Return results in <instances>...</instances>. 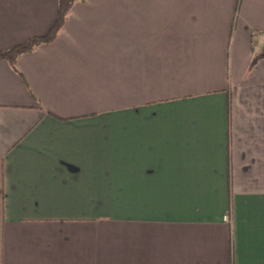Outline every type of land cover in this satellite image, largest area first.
Wrapping results in <instances>:
<instances>
[{
	"label": "crops",
	"instance_id": "0c3cea01",
	"mask_svg": "<svg viewBox=\"0 0 264 264\" xmlns=\"http://www.w3.org/2000/svg\"><path fill=\"white\" fill-rule=\"evenodd\" d=\"M263 48L264 0H80L0 61V264H264Z\"/></svg>",
	"mask_w": 264,
	"mask_h": 264
},
{
	"label": "trees",
	"instance_id": "16d2710c",
	"mask_svg": "<svg viewBox=\"0 0 264 264\" xmlns=\"http://www.w3.org/2000/svg\"><path fill=\"white\" fill-rule=\"evenodd\" d=\"M58 1V10L56 20L46 35L34 36L26 40L25 42L15 45L10 49L0 51V61H6L10 67L20 74L17 68V62L19 57L25 53H32L37 50L38 47L42 45H51L53 44L60 33L64 29L69 16L71 15L73 7L80 0H57ZM261 58H264L263 52L261 53ZM257 58L252 62L254 64Z\"/></svg>",
	"mask_w": 264,
	"mask_h": 264
},
{
	"label": "rangeland",
	"instance_id": "374dc122",
	"mask_svg": "<svg viewBox=\"0 0 264 264\" xmlns=\"http://www.w3.org/2000/svg\"><path fill=\"white\" fill-rule=\"evenodd\" d=\"M238 12L239 10H236L235 13H234V17L232 18L231 20V31L232 29H234V26H235V23H236V18H237V15H238ZM263 52V51H262Z\"/></svg>",
	"mask_w": 264,
	"mask_h": 264
},
{
	"label": "built area",
	"instance_id": "2783aa9c",
	"mask_svg": "<svg viewBox=\"0 0 264 264\" xmlns=\"http://www.w3.org/2000/svg\"><path fill=\"white\" fill-rule=\"evenodd\" d=\"M224 221H226V222H230V221H231V215H230V214H226V215L224 216Z\"/></svg>",
	"mask_w": 264,
	"mask_h": 264
},
{
	"label": "water",
	"instance_id": "95a60500",
	"mask_svg": "<svg viewBox=\"0 0 264 264\" xmlns=\"http://www.w3.org/2000/svg\"><path fill=\"white\" fill-rule=\"evenodd\" d=\"M263 55H264V48H263Z\"/></svg>",
	"mask_w": 264,
	"mask_h": 264
}]
</instances>
